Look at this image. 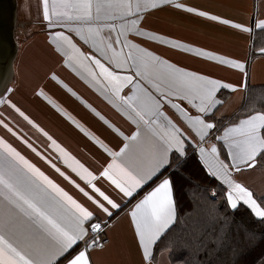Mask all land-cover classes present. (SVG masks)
<instances>
[{"label": "snow or ice", "instance_id": "obj_1", "mask_svg": "<svg viewBox=\"0 0 264 264\" xmlns=\"http://www.w3.org/2000/svg\"><path fill=\"white\" fill-rule=\"evenodd\" d=\"M42 3L43 19L50 28H65L92 49V53H85L71 35L56 31L52 35V43L66 57L65 64L73 71L77 68L82 70L90 83L100 85L101 95L136 125V131L128 136L119 133L126 141L119 152L110 150L102 141L92 137L113 158L97 176L10 99L0 98V105L7 104L47 137L66 168L75 173L91 191L81 187L51 159L19 136L6 122L3 113H0V126L20 139L94 206L90 209L79 202L0 137V264H96L95 254L105 247L100 238L122 210V203L97 187L95 181L103 177L122 194L121 201L131 199L169 163L173 150L183 155L185 141L191 142L193 139L184 127L162 111V101L177 110L187 129L202 143L217 127L216 123L206 119L222 103L216 98V93L222 88L237 91L232 84L177 67L134 43L129 37L143 36L173 48L194 52L197 56L238 69L245 78L247 70L245 64L237 60L194 49L141 28L146 13L164 4H173L174 0H42ZM174 6L184 8L180 3ZM185 11L221 24L231 23L218 16H209L207 12H197L195 8H185ZM231 26L251 32L250 28L240 24ZM256 27L264 29V20L259 21ZM260 51L264 53V48ZM125 72L132 74H122ZM137 77L147 81L161 99L148 91ZM51 78L58 81L54 73ZM129 85L132 86L131 94L122 95ZM244 87H247L246 83ZM39 94L43 96V90ZM171 97L186 101L198 114L193 115L188 108L172 103ZM96 115L100 116L99 113ZM100 119L104 120V117L100 116ZM104 122L112 127L109 121ZM77 127L85 131L78 123ZM144 133L150 134L158 143L149 142L147 145L150 156L148 165L140 171H132L118 161L133 145L141 143ZM216 139L223 142L230 162L220 159V149L216 144L210 148L197 144L200 158L209 174L227 185L226 199L232 209L242 202L256 217L264 220L262 202H258L252 191L233 178V170L239 173L243 170L242 166L253 168L257 157L264 156V110L251 109L246 118L224 128L223 134ZM129 215L143 260L145 264H152L155 245L176 221L171 179H162L134 205Z\"/></svg>", "mask_w": 264, "mask_h": 264}, {"label": "crops", "instance_id": "obj_2", "mask_svg": "<svg viewBox=\"0 0 264 264\" xmlns=\"http://www.w3.org/2000/svg\"><path fill=\"white\" fill-rule=\"evenodd\" d=\"M28 1H23V16L27 18H29ZM33 3L37 10L34 13V17L30 19L32 22L31 26L25 25L26 27L29 26V30L23 28L24 24L20 27L22 30L21 34H27V41L19 45V54L15 63V78L20 75L16 66L17 62L20 63L23 57L26 65L30 66V63L34 62L37 69L33 74L29 69L25 71V73L27 72L26 75H28V81L31 77L34 84L29 85L27 82L24 85L23 81H19L20 85L16 89V92H18L21 98L14 102L12 96H10L7 100L10 99L35 124L39 125L40 128L56 140L58 144L76 157L90 171L99 176L100 172L112 162L113 158L92 137L102 141L110 150L119 152L126 142L119 133H123L124 136L131 135L136 131V125L123 115L117 106L109 103L101 95L102 88L100 85L90 83L86 73H83L82 70L77 68L76 71H73L72 67L65 64L66 57L56 50V46L52 43V35L56 31H65L67 35L72 36L74 42L82 51L92 53V49L84 44L75 33L68 32L67 29L61 27L50 28L48 22L43 19L42 0H33ZM175 3L184 5V8H176L174 6ZM185 8H195L197 12H207L209 16H218L221 19L231 21V23L227 25L221 24L219 21L210 20L194 12H187ZM261 20H264V0H174L173 4H164L160 8L150 10L145 14V18L140 25L146 32H152L168 40L178 41L191 48L203 49L216 56L244 63L247 70V78L238 69L221 64L215 60H208L205 57L197 56L194 52H186L179 48H173L168 44L149 40L143 36L133 35L129 39L177 67L235 86L237 89L235 92L231 88H222L216 93L218 100H220L219 95L227 93L222 95L224 98L227 96V99L224 103L222 102L217 105L213 112L206 117L210 122L215 123L213 115L216 119L229 117L241 107L250 86H264V53L260 51L264 48V29L256 27V24ZM231 24H240L248 27L251 29V32L233 28ZM29 31L31 33L28 35ZM254 42H257L261 48L258 49L256 55L251 56V48H253ZM53 73L59 82L51 78ZM122 74L131 75L132 73L125 72ZM136 79L140 80L139 77ZM140 82L157 99H161L160 94L147 81L140 80ZM245 83L247 84L246 88L244 87ZM41 90L44 92L43 96L39 94ZM131 91L132 86L129 85L128 88L124 89L122 95H130ZM170 99L172 103H178L182 107L188 108L193 115L198 114L186 101L177 99L176 97H171ZM116 103L119 105V102ZM162 103V111L174 122L184 127L189 132V135L193 137L191 142L185 141V149L187 144H191L199 153L197 144L205 148H210L212 144H217V142L223 144L222 141L216 139L223 132L215 136V134L213 135V130L204 142H199V138L195 137L187 129V125L180 118L177 110L172 108L169 103H164L163 101ZM0 110L7 114L8 117H3L6 118V122L9 123L19 136H22L44 156L51 159L61 171L66 172L81 187H85L86 190L91 191L75 173L66 168L59 154L51 147V142L43 133L28 124L27 121L20 117L7 104L0 105ZM96 113L103 116L104 120L109 121L112 127H109V124L100 119V116H97ZM77 123L85 131H81V128L77 127ZM115 129H118L119 132ZM0 137H3L8 143L12 144L22 155L36 164L49 178L64 188L75 199L90 209L94 208L91 202L72 184L27 148L20 139H17V137L12 136L3 129L2 126H0ZM149 142L158 143L150 134L144 133L141 143L133 145L129 152L119 158L118 162L132 171L144 169L150 159L147 151ZM172 153L181 155L179 152L173 150L169 155V162ZM228 162H230V157ZM168 164L149 180L143 188L151 184ZM242 168L243 170L239 173L233 170V177L234 174H237L240 177L239 183L252 191L254 198L264 196V171L255 168L248 169L246 166H242ZM164 178L154 183L144 193L139 195L143 190L141 188L131 199L124 198L123 201H121L122 194L109 181L103 177L95 181L97 187H100L102 191H105L113 199H116L117 202L122 203V210L111 221L110 227L106 230L110 242L104 247L103 251H98L95 254L96 264H145L129 213L134 205ZM218 180L227 188L220 179ZM154 253L155 247L153 249L152 264H172L168 251L161 252L156 256Z\"/></svg>", "mask_w": 264, "mask_h": 264}, {"label": "trees", "instance_id": "obj_3", "mask_svg": "<svg viewBox=\"0 0 264 264\" xmlns=\"http://www.w3.org/2000/svg\"><path fill=\"white\" fill-rule=\"evenodd\" d=\"M18 4L20 9V0ZM28 7L29 18H20V24L31 26L30 19L37 10L33 0L28 1ZM260 48L254 42L251 56ZM223 94L219 99L224 103L227 96L224 98ZM253 108L264 110V86H250L241 107L231 116L216 119L213 115L217 125L213 134L220 135L224 128L246 118ZM216 146L228 163L223 144L217 142ZM254 168L264 171V156L257 157ZM163 177L172 181L177 217L155 245V256L168 251L172 264H264V220L242 202L236 209L231 208L226 199L227 188L209 174L193 145L187 144L183 156L172 153L168 166L139 195ZM256 199L264 206V196Z\"/></svg>", "mask_w": 264, "mask_h": 264}, {"label": "water", "instance_id": "obj_4", "mask_svg": "<svg viewBox=\"0 0 264 264\" xmlns=\"http://www.w3.org/2000/svg\"><path fill=\"white\" fill-rule=\"evenodd\" d=\"M18 0H0V98L10 89L15 78V63L19 54L17 41ZM223 206V202H220Z\"/></svg>", "mask_w": 264, "mask_h": 264}, {"label": "rangeland", "instance_id": "obj_5", "mask_svg": "<svg viewBox=\"0 0 264 264\" xmlns=\"http://www.w3.org/2000/svg\"><path fill=\"white\" fill-rule=\"evenodd\" d=\"M21 1V3H22V7H20V9H18V15L20 14V16H22L23 15V10H24V3H23V1L24 0H20ZM22 10V11H21ZM23 17V19H25L26 20V18L24 17V16H22ZM21 17V18H22ZM22 26V25H21ZM23 28L24 29H27V30H29L28 28H29V26H23ZM18 34H17V41H18V43H19V45L22 43H25L26 41H27V34L26 33H24L25 35H22L21 33H22V30L21 29H18ZM31 32L29 31L28 32V35L30 34ZM19 35V36H18ZM18 37H19V39H18ZM17 70H18V72H19V74L20 75H18V72H17V75H18V77H16L15 78V80H14V82H13V84L11 85V88H10V90L11 91H8V93L2 98V99H6L7 100V98L8 97H10V96H12V100L15 102V100H18V99H20L21 98V96L20 95H18V92H16V89L19 87V81H23V83H24V85L28 82V84L29 85H33L34 84V81L31 79V77H30V79H29V81H28V75H26V73H25V71L26 70H30V72H32V74L37 70L36 69V67H35V65H34V62L33 63H30V66H28V65H26L25 64V62H24V60H23V57H22V60H20V63H18L17 62ZM21 71V72H20ZM32 87H35V86H32ZM0 112L1 113H3V116L5 117H8L7 116V114L4 112V111H2V110H0ZM13 118V117H12ZM11 119V118H10ZM4 134V133H3ZM214 135V134H213ZM222 159V158H221ZM254 168V167H253ZM248 169H250V168H248ZM237 182H240V177L237 175V174H234V177H233ZM227 186V185H226ZM230 205V204H229Z\"/></svg>", "mask_w": 264, "mask_h": 264}, {"label": "built area", "instance_id": "obj_6", "mask_svg": "<svg viewBox=\"0 0 264 264\" xmlns=\"http://www.w3.org/2000/svg\"><path fill=\"white\" fill-rule=\"evenodd\" d=\"M101 243H104L105 246L110 242L109 237L107 236L106 232L105 234L100 238Z\"/></svg>", "mask_w": 264, "mask_h": 264}]
</instances>
